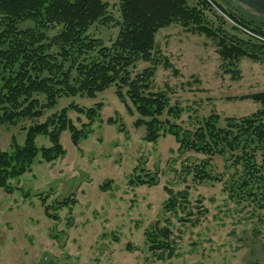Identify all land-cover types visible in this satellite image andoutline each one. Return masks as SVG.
Masks as SVG:
<instances>
[{
	"label": "rangeland",
	"instance_id": "obj_1",
	"mask_svg": "<svg viewBox=\"0 0 264 264\" xmlns=\"http://www.w3.org/2000/svg\"><path fill=\"white\" fill-rule=\"evenodd\" d=\"M101 1L119 20V0ZM215 2L237 18L264 25L262 15L237 0ZM213 12L219 14L216 9ZM117 33V28L99 24L89 30L105 46ZM155 43L161 62L152 90L166 94L172 106L182 109L175 121L178 125L191 128L211 114L222 120L246 117L261 108L239 98L264 92V64L242 59L234 79L224 71L214 42L175 25L160 30ZM164 59L171 69H164ZM147 66L139 63L134 72ZM114 93L109 88L95 99H60L54 110L34 121L41 124L70 104L85 109L102 104L76 147L68 131L61 133L63 158L45 163L38 157L29 173L8 181L10 193L0 188V264H264V211L229 200L222 183H194L188 167L205 157L180 153L168 135L155 143L145 142L144 129L134 125L136 116L127 112ZM68 118L79 130L89 123L73 111ZM31 124L0 126V152L11 150L12 137L22 145ZM36 145L50 143L38 137ZM212 172L224 173L222 159H213ZM151 177L156 186L130 184L132 179ZM167 190L186 192L194 214L206 210L198 225L182 221L187 219L182 210L164 209ZM62 201L70 204L60 209L57 204ZM156 223L172 231L176 256L171 260L160 261L148 251L144 232Z\"/></svg>",
	"mask_w": 264,
	"mask_h": 264
},
{
	"label": "trees",
	"instance_id": "obj_2",
	"mask_svg": "<svg viewBox=\"0 0 264 264\" xmlns=\"http://www.w3.org/2000/svg\"><path fill=\"white\" fill-rule=\"evenodd\" d=\"M108 8L101 0H0V126L33 122L25 129L22 145L12 137L11 150L0 152V188L10 193L8 181L29 173L38 157L45 163L63 158L66 153L60 143L61 133L68 131L76 147L102 104L88 109L70 104L41 124L34 121L54 110L60 99H95L114 88L119 102L136 116L134 125L144 129L145 142L155 143L168 135L180 153L205 157L188 167L194 183H222L229 200L264 211V92L239 98L261 106L249 116L222 120L211 114L186 128L175 122L182 109L172 106L166 94L152 90L161 62L155 43L160 30L175 25L211 40L218 48L224 71L237 79L236 68L242 59L264 64V25L237 18L215 0H119V20L108 13ZM215 9L219 14L213 12ZM23 24L29 25L21 28ZM96 24L118 29L109 46L89 35ZM139 63L148 66L134 72ZM162 63L164 69H171L167 60ZM69 111L83 115L88 125L76 128L68 118ZM38 137L47 138L50 146L38 148ZM214 158L222 159L224 173L212 172ZM130 184L153 187L157 181L154 177L136 178ZM167 192L164 209L182 210L187 217L182 221L198 225L206 210L194 214L186 192ZM69 204L62 201L57 207ZM45 210L48 214L49 208ZM144 237L156 259L176 256L168 227L156 223L145 230Z\"/></svg>",
	"mask_w": 264,
	"mask_h": 264
},
{
	"label": "water",
	"instance_id": "obj_3",
	"mask_svg": "<svg viewBox=\"0 0 264 264\" xmlns=\"http://www.w3.org/2000/svg\"><path fill=\"white\" fill-rule=\"evenodd\" d=\"M264 17V0H237Z\"/></svg>",
	"mask_w": 264,
	"mask_h": 264
},
{
	"label": "flooded vegetation",
	"instance_id": "obj_4",
	"mask_svg": "<svg viewBox=\"0 0 264 264\" xmlns=\"http://www.w3.org/2000/svg\"><path fill=\"white\" fill-rule=\"evenodd\" d=\"M240 3V2H239ZM242 4V3H241ZM244 5V4H243ZM251 10H253V9H251Z\"/></svg>",
	"mask_w": 264,
	"mask_h": 264
}]
</instances>
